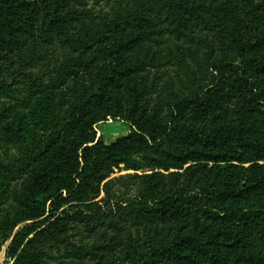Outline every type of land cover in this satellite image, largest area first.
I'll list each match as a JSON object with an SVG mask.
<instances>
[{"label": "trees", "instance_id": "16d2710c", "mask_svg": "<svg viewBox=\"0 0 264 264\" xmlns=\"http://www.w3.org/2000/svg\"><path fill=\"white\" fill-rule=\"evenodd\" d=\"M165 36L188 81L167 98ZM61 86L29 144L0 133L8 264H264V0H0V124ZM108 119L131 133L105 143Z\"/></svg>", "mask_w": 264, "mask_h": 264}, {"label": "rangeland", "instance_id": "374dc122", "mask_svg": "<svg viewBox=\"0 0 264 264\" xmlns=\"http://www.w3.org/2000/svg\"><path fill=\"white\" fill-rule=\"evenodd\" d=\"M164 43L156 48L158 50V57L161 60L170 59L169 65L162 67L159 70H155L152 72V76H157V94H160L163 98H167L170 91L178 92L179 90H183V86L188 85L187 81V71L183 69L179 62L181 60V52L178 49L180 46L186 48L181 42L176 41L174 38L170 36H165ZM199 54H201V50H197ZM57 61H61L63 59V54L60 50H56ZM186 63H189V60L186 59ZM190 68L194 69L193 65H190ZM22 97H28L30 103L25 108L15 107L14 112L10 115V117L0 124V133L2 136L3 144L11 146L10 142H7V136L9 134H15L14 136L19 139L18 141L21 143L23 147L29 144L30 137L32 134L39 135L41 133V129L35 127V116L33 115V108L37 106V104H41L46 112V120L48 122L52 121L53 118L64 117L67 110V102L69 98L68 88L65 86L59 87L57 90H52L48 88L44 93L40 91H36L32 94V92L27 91L26 87H23ZM95 130L97 132V138L102 139L105 143L109 144L115 141L118 138L128 135L131 133V128L122 120H113L108 119L105 122L95 126ZM15 154V150L10 151V155ZM4 160V159H3ZM128 174H133L131 171H121L118 172L115 170L113 177L118 178L120 176H125ZM0 180L3 182L5 179L0 174ZM7 193L4 192L3 188L0 187V200L7 198ZM1 202V201H0ZM9 199L6 200L5 205L1 208H8ZM22 225L18 226L13 235L19 230ZM12 237L7 241L2 250L0 252V264H8V260L6 259L5 251L7 246L10 244ZM84 264L80 261L70 259L69 261L60 259L51 264Z\"/></svg>", "mask_w": 264, "mask_h": 264}]
</instances>
